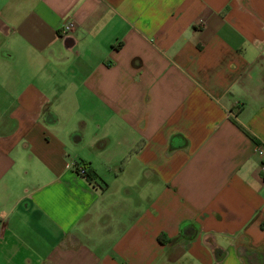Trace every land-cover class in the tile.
<instances>
[{
	"label": "crops",
	"instance_id": "obj_1",
	"mask_svg": "<svg viewBox=\"0 0 264 264\" xmlns=\"http://www.w3.org/2000/svg\"><path fill=\"white\" fill-rule=\"evenodd\" d=\"M260 149L264 0H0V264H264Z\"/></svg>",
	"mask_w": 264,
	"mask_h": 264
},
{
	"label": "built area",
	"instance_id": "obj_2",
	"mask_svg": "<svg viewBox=\"0 0 264 264\" xmlns=\"http://www.w3.org/2000/svg\"><path fill=\"white\" fill-rule=\"evenodd\" d=\"M74 29H75V24L72 21H68V22L64 23L63 27H62V31H64V32H71ZM259 152H260V154H263L264 151H263V149H260ZM262 171L264 173V164L262 165ZM85 172H86L85 168H83V167L79 168V173L81 175H84Z\"/></svg>",
	"mask_w": 264,
	"mask_h": 264
},
{
	"label": "trees",
	"instance_id": "obj_3",
	"mask_svg": "<svg viewBox=\"0 0 264 264\" xmlns=\"http://www.w3.org/2000/svg\"><path fill=\"white\" fill-rule=\"evenodd\" d=\"M83 168H85V167H83ZM85 170H86V168H85ZM91 172H92V171H89V172H88V171L86 170L85 174L83 175V176H86V177L88 178V180H90V181H92V180H93L92 178L94 177V176L91 174ZM160 240H161L162 242H165V238H164L163 235L160 236Z\"/></svg>",
	"mask_w": 264,
	"mask_h": 264
}]
</instances>
